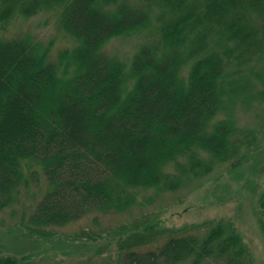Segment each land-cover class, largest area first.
<instances>
[{
	"label": "trees",
	"instance_id": "16d2710c",
	"mask_svg": "<svg viewBox=\"0 0 264 264\" xmlns=\"http://www.w3.org/2000/svg\"><path fill=\"white\" fill-rule=\"evenodd\" d=\"M15 11H58L78 39L54 62L53 40L0 35V213L37 179L26 176L29 163L48 183L23 227L29 236L129 212L134 190L174 192L219 164L242 165L258 142L232 110L264 98L247 67L264 50V0H0L2 28ZM134 36L142 43L129 66L104 53L112 38ZM257 203L264 235V190ZM195 227L143 252L122 239L117 264H252L233 225ZM5 250L0 264H21Z\"/></svg>",
	"mask_w": 264,
	"mask_h": 264
},
{
	"label": "rangeland",
	"instance_id": "374dc122",
	"mask_svg": "<svg viewBox=\"0 0 264 264\" xmlns=\"http://www.w3.org/2000/svg\"><path fill=\"white\" fill-rule=\"evenodd\" d=\"M58 13L42 11L26 16L15 11L6 28H2L4 24L0 20V35L11 38L30 33L44 46L54 41L50 58L57 62L60 53L78 45V39L61 26ZM239 26L242 28V23ZM141 43L138 36L115 37L103 51L129 66ZM256 54L260 55L258 59L254 58L247 67L263 78L264 50ZM59 69L63 71L64 66ZM253 77L264 91L261 78ZM232 112L240 129L253 130L258 137V142L245 153L242 165L228 170L230 165L219 164L207 176L174 192H162L158 188L134 190L135 206L129 212L88 214L73 224L46 228L41 233L48 234L46 238L29 236L23 228L48 190L41 168L29 163L24 169L26 176L31 177L34 172L39 175L28 186L23 185L18 194L7 196L10 205L0 213V249H6L5 255L15 256L21 264H117V249L122 239L142 244L137 248L143 252L156 249L172 232L181 234L186 227L198 228L210 221L223 220L241 233L252 264H264V235L257 203L264 190V98L248 104L241 102ZM144 236L146 242H151L146 246H143ZM203 264L225 263L208 259Z\"/></svg>",
	"mask_w": 264,
	"mask_h": 264
}]
</instances>
